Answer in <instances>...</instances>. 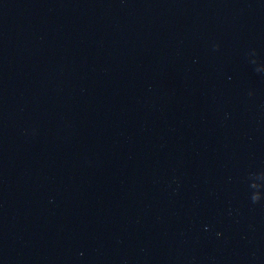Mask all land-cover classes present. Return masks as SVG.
I'll return each mask as SVG.
<instances>
[{"label":"water","instance_id":"95a60500","mask_svg":"<svg viewBox=\"0 0 264 264\" xmlns=\"http://www.w3.org/2000/svg\"><path fill=\"white\" fill-rule=\"evenodd\" d=\"M0 264H264V0H0Z\"/></svg>","mask_w":264,"mask_h":264}]
</instances>
